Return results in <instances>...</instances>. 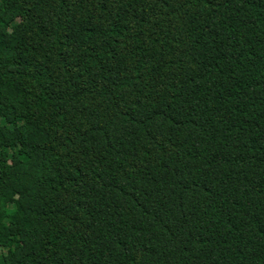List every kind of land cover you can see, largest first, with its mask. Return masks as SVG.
Instances as JSON below:
<instances>
[{"label":"trees","instance_id":"1","mask_svg":"<svg viewBox=\"0 0 264 264\" xmlns=\"http://www.w3.org/2000/svg\"><path fill=\"white\" fill-rule=\"evenodd\" d=\"M0 264H264V0H0Z\"/></svg>","mask_w":264,"mask_h":264}]
</instances>
